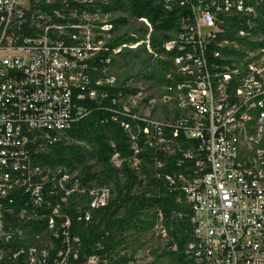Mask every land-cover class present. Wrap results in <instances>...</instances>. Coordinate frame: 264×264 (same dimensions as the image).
I'll return each mask as SVG.
<instances>
[{"label":"built area","instance_id":"1","mask_svg":"<svg viewBox=\"0 0 264 264\" xmlns=\"http://www.w3.org/2000/svg\"><path fill=\"white\" fill-rule=\"evenodd\" d=\"M113 1L0 0V264L18 253L8 240L31 242L33 220L54 223L59 204L47 213V194L79 191L74 174L41 166L36 155L83 116L82 100L113 88L115 110L145 121L153 143L183 164L166 178L191 210L193 263L264 264V35L254 33L264 0H165L186 6L187 17L156 44L149 20ZM237 16L245 24L234 27L237 38L220 37L225 18ZM115 34L125 36L115 44ZM121 50H139L143 73L116 75L111 58ZM88 193L90 207L108 196L107 188ZM153 233L165 241L160 214ZM25 251L27 264L47 253Z\"/></svg>","mask_w":264,"mask_h":264},{"label":"trees","instance_id":"2","mask_svg":"<svg viewBox=\"0 0 264 264\" xmlns=\"http://www.w3.org/2000/svg\"><path fill=\"white\" fill-rule=\"evenodd\" d=\"M170 4L165 0L113 1L115 9L149 20L154 44L169 39L180 20L187 17L186 6H177L173 1ZM257 9L254 33L264 35V7ZM241 20L238 16L225 18L226 32L220 37L236 39L234 27L245 28ZM114 21L124 23L126 19L116 17ZM130 27L135 31L132 24ZM124 36L115 34L114 43ZM139 54V50H121L111 58V64L116 67L119 60L136 59ZM141 65L146 68V60H142ZM140 73H143L141 69L125 78L137 77ZM144 74V77L151 76L148 71ZM121 85L119 81L116 87L122 88ZM97 88L98 91L108 89L105 85ZM129 91L132 92V88ZM108 93V97L82 100L86 108L83 116L72 123L61 139L36 155L37 164L60 166L74 174L79 181V191L65 194L63 200L58 198L57 192L47 194L45 198L51 203L47 213L51 214V207L59 204L54 223L48 225L47 221L33 220L31 242L16 236L8 240L5 246H15L18 253L7 257L3 264H27L25 249L28 245L47 251L45 256L35 253L32 264H87L91 257L97 258L98 264H136L140 237L145 232L153 233L159 214L167 232L165 243L151 251L153 258L146 264H194L185 250L191 237V210L186 202L177 201V196L182 194L166 178L182 170L183 164L178 165L177 155L153 143L155 137L152 136L156 133L145 121L115 110L118 105L112 103V98H116V88L109 89ZM145 127L148 133L143 131ZM170 130H165L168 136H171ZM115 153L118 163L112 158ZM66 186L70 188V183ZM92 188H107L108 196L103 205L89 206L88 191Z\"/></svg>","mask_w":264,"mask_h":264},{"label":"rangeland","instance_id":"3","mask_svg":"<svg viewBox=\"0 0 264 264\" xmlns=\"http://www.w3.org/2000/svg\"><path fill=\"white\" fill-rule=\"evenodd\" d=\"M142 60L143 55L141 53L139 55V59H133L131 57L121 59L118 62L119 64L114 67L113 71H115L116 75H119L120 77L133 75L141 69L140 62ZM139 243L140 245L138 246L135 253L136 264H146L149 263L153 258L151 251L157 248H161L165 242L163 241V239L159 238L154 233H150L149 231L141 235ZM87 264H98V259L91 260Z\"/></svg>","mask_w":264,"mask_h":264}]
</instances>
